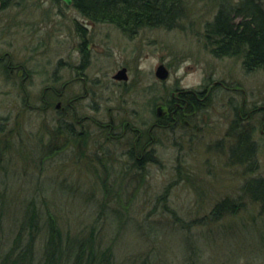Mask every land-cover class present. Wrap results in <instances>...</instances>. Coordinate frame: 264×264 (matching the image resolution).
Here are the masks:
<instances>
[{
	"label": "rangeland",
	"instance_id": "rangeland-1",
	"mask_svg": "<svg viewBox=\"0 0 264 264\" xmlns=\"http://www.w3.org/2000/svg\"><path fill=\"white\" fill-rule=\"evenodd\" d=\"M184 1L187 11L177 27H140L136 34L109 22L90 23L73 6L52 0H22L0 11V57L8 54L0 62V192L6 199L0 198V207L6 228L33 200L65 233L101 216L97 227L105 240L113 236L116 264H264V212L243 190L247 180L264 179V74L244 71L239 56L209 52L203 30L217 10L215 0ZM75 21L93 24L89 61L80 72L96 96L76 103L89 128L83 139L70 134V116L61 117L55 102L44 108L40 100L60 57L68 64L80 61L79 50L70 52L80 41ZM8 58L19 65L13 71L3 67ZM160 63L168 70L164 81L154 75ZM121 66L128 74L123 87L112 80ZM216 80L222 86L207 95L199 122L202 140L201 132L192 142V131L183 139L174 138L170 128L153 130L157 163H147L145 172L119 156L126 139L106 142L92 121L133 123L136 117L146 130L155 119L151 98L160 102L171 87L196 89ZM75 83L82 87V81ZM244 97L246 106L260 107L251 118L257 148L253 170L227 155L232 106ZM86 143L104 147V158L84 154ZM223 199L237 202L236 213L211 219L214 204Z\"/></svg>",
	"mask_w": 264,
	"mask_h": 264
},
{
	"label": "trees",
	"instance_id": "trees-1",
	"mask_svg": "<svg viewBox=\"0 0 264 264\" xmlns=\"http://www.w3.org/2000/svg\"><path fill=\"white\" fill-rule=\"evenodd\" d=\"M215 3L217 10L212 19L205 22L203 30L209 52L215 57L239 56L244 71L264 74V7L260 1L215 0ZM73 5L93 23L109 22L129 30L146 26L172 29L179 25L187 11L184 0H73ZM236 18L239 21H235ZM256 151L255 141H250L245 132L237 136V141L233 140L228 150L232 162L246 163V169L252 170ZM133 163L136 171L145 172L146 164L157 163V158L133 160ZM243 190L264 212V179L247 180ZM4 196L0 192V198L6 200ZM1 204L4 207V202ZM237 209V202L223 199L214 204L210 217L217 220L226 214L233 215ZM21 211L14 224L6 228L5 210L0 207V264H116L113 236L105 240L97 227L101 216L70 234L63 232L56 217L33 200L26 201ZM185 239L191 249V236L186 234ZM129 262L146 264L147 261Z\"/></svg>",
	"mask_w": 264,
	"mask_h": 264
},
{
	"label": "flooded vegetation",
	"instance_id": "flooded-vegetation-1",
	"mask_svg": "<svg viewBox=\"0 0 264 264\" xmlns=\"http://www.w3.org/2000/svg\"><path fill=\"white\" fill-rule=\"evenodd\" d=\"M22 0H8L3 2L0 0V11H4L6 7L10 4H21ZM60 3L61 5L66 6H73V0H71L70 4H66L62 0H52ZM2 3V6H1ZM75 8V7H74ZM76 9V8H75ZM77 10V9H76ZM78 11V10H77ZM79 12V11H78ZM80 14V13H79ZM81 15V14H80ZM82 16V15H81ZM85 18V17H84ZM86 21L91 22L89 19L85 18ZM8 20L2 25V28H6ZM93 24L81 23L79 21H75L74 27L77 32V37H79L80 41H76L75 47L70 50L72 52H80L79 62L70 63L62 57L58 59L56 63L57 69L53 72V83L48 84L42 88L43 94L40 96V100L44 105V108L51 107L52 103L54 104V109L57 113L60 114L61 117L63 116H70V121H67V130L75 136L76 139H83V137L88 136L89 128L84 126V121L86 120L85 116H78L76 103L83 98L96 96V92L93 88H90L86 85V78L83 76V73L80 72L87 66V62L89 61V49H88V30L89 27ZM33 25L28 26L29 29L32 28ZM1 28V27H0ZM123 29H127L126 27H122ZM129 33L136 34L137 28H133L132 30H126ZM79 45V46H78ZM79 48H78V47ZM6 53H4L0 57V62L6 57ZM78 60V59H77ZM3 64V67H10L11 71L15 69V67L11 65V61L7 60ZM163 63L158 64L161 65ZM164 65V64H163ZM157 66V67H158ZM165 66V65H164ZM156 67V69H157ZM66 68V70H63ZM167 69V67L165 66ZM24 70V69H23ZM78 70L80 74L78 73ZM124 70L121 74L123 75L121 78H116L115 75L118 71ZM156 73V70H155ZM154 75L156 76V74ZM29 72H25V76H28ZM157 77V76H156ZM168 77V75H167ZM161 79L164 81L167 79ZM160 79V78H159ZM112 80L119 84L120 86H127L128 83V74H127V67L121 66L119 69L116 70V73L112 75ZM77 81H82V87L80 89L76 88ZM216 84L222 86V82L216 80L211 81L209 84L202 83L198 88L194 89H186L182 87H171L170 93L166 95V98L160 102H156L155 97L150 100V105L154 106V121L152 124L144 130L142 125H140V121L138 122V118L135 117L133 123L128 121H122L121 123H115L114 120H93L96 130L100 134H106V142L110 140L114 143L120 142L123 139H126V146L127 148L122 150L119 156H125L129 160H139L142 159H150L155 158V148L154 144L157 142L156 138L153 135V130L159 129L160 131L163 129L170 131L175 138L178 134L182 136L181 138L184 139V136L189 135V132L192 131V134L189 136L191 141L193 140L194 136H198L199 133V140L201 141L202 138L205 136L204 132H202V126L199 124L201 122L202 111L206 105V98L207 95L210 94L213 86ZM53 85V86H52ZM90 86V84H89ZM91 87V86H90ZM245 97L243 98L242 104H236L232 106L233 118L230 124V136L232 141H237V136L241 132H245L250 141H254V126L251 123L252 114L254 109H259L260 107H254L253 103L249 106L245 105ZM41 107V106H37ZM96 107V106H92ZM261 110L264 111V104L261 107ZM136 112V111H134ZM60 117V118H61ZM63 120V118H61ZM88 119V118H87ZM91 120V119H90ZM263 122H264V115H263ZM195 131V132H194ZM264 133V130H261ZM188 137V138H189ZM194 142V140L192 141ZM219 144V143H216ZM222 145V143H220ZM85 152L84 154L89 152L98 155V159L104 158L106 151L105 148L96 147L95 149L89 148L87 143L85 145ZM102 154V155H101ZM115 155H117L114 152ZM177 155H180L181 152L177 151ZM227 155L230 156V153L227 151ZM154 156V157H153Z\"/></svg>",
	"mask_w": 264,
	"mask_h": 264
},
{
	"label": "water",
	"instance_id": "water-1",
	"mask_svg": "<svg viewBox=\"0 0 264 264\" xmlns=\"http://www.w3.org/2000/svg\"><path fill=\"white\" fill-rule=\"evenodd\" d=\"M64 1L66 4H70L71 0H62ZM124 70H120L118 71V73L115 75L116 78H121L123 75L121 74ZM156 76L160 79H164L167 77L168 75V70L165 68V66L163 64L159 65L156 69Z\"/></svg>",
	"mask_w": 264,
	"mask_h": 264
}]
</instances>
